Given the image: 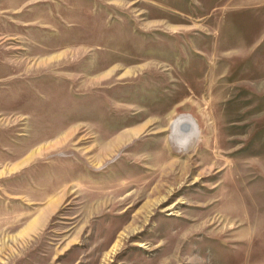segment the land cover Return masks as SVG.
<instances>
[{
  "label": "rangeland",
  "instance_id": "obj_1",
  "mask_svg": "<svg viewBox=\"0 0 264 264\" xmlns=\"http://www.w3.org/2000/svg\"><path fill=\"white\" fill-rule=\"evenodd\" d=\"M0 264H264V0H0Z\"/></svg>",
  "mask_w": 264,
  "mask_h": 264
},
{
  "label": "bare ground",
  "instance_id": "obj_2",
  "mask_svg": "<svg viewBox=\"0 0 264 264\" xmlns=\"http://www.w3.org/2000/svg\"><path fill=\"white\" fill-rule=\"evenodd\" d=\"M172 127L175 129V127H176V123H173Z\"/></svg>",
  "mask_w": 264,
  "mask_h": 264
}]
</instances>
